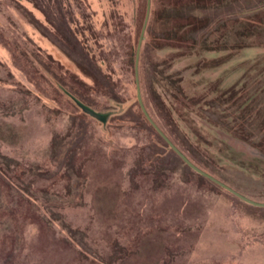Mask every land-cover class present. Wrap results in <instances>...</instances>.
Listing matches in <instances>:
<instances>
[{
  "label": "rangeland",
  "instance_id": "obj_1",
  "mask_svg": "<svg viewBox=\"0 0 264 264\" xmlns=\"http://www.w3.org/2000/svg\"><path fill=\"white\" fill-rule=\"evenodd\" d=\"M146 6L0 0V264H264V206L188 167L139 106L132 53L135 59ZM150 15L151 8L148 22ZM143 38L140 92L158 123L150 63L173 50L145 51ZM262 54V46L247 47L199 73L196 57L184 56L171 71L190 84L227 88L246 60ZM66 92L111 112L107 122ZM194 119L195 155L214 177L264 202V156Z\"/></svg>",
  "mask_w": 264,
  "mask_h": 264
},
{
  "label": "trees",
  "instance_id": "obj_2",
  "mask_svg": "<svg viewBox=\"0 0 264 264\" xmlns=\"http://www.w3.org/2000/svg\"><path fill=\"white\" fill-rule=\"evenodd\" d=\"M150 1L145 51L173 50L150 63L152 79L147 90L159 121L155 122L193 163L211 175L214 170L194 153L190 134H199L194 116L245 141L264 156V54L246 60L240 80L227 88L207 80L201 87L200 83L190 84L182 74L171 71L176 58L195 56L192 67L199 73L211 62L220 64L244 48L264 47V0ZM187 8L197 10L186 12ZM206 53L217 55L207 58ZM132 59L135 65L133 53ZM92 67L101 73L96 61ZM79 68L86 74L82 65ZM260 162L264 163V158Z\"/></svg>",
  "mask_w": 264,
  "mask_h": 264
},
{
  "label": "water",
  "instance_id": "obj_3",
  "mask_svg": "<svg viewBox=\"0 0 264 264\" xmlns=\"http://www.w3.org/2000/svg\"><path fill=\"white\" fill-rule=\"evenodd\" d=\"M149 13H150V0H147V6H146V11H145V17H144V21H143V25H142V29L140 32V36H139V41L137 44V49H136V54H135V79H136V89H137V99H138V103L139 106L143 112V114L145 115L146 119L149 121V123L155 128V130L157 131V133L164 139V141L175 151V153L190 167L192 168L194 171H196L197 173L201 174L204 177H207L208 179H210L211 181H213L214 183H216L217 185L223 187L224 189L228 190L229 192H231L232 194L236 195L237 197H239L240 199L246 201L247 203L253 204V205H258V206H264V202H258V201H254L251 198H248L247 196L241 194L240 192H238L237 190H235L234 188L230 187L229 185L225 184L224 182H222L221 180L217 179L216 177H214L213 175L209 174L208 172L204 171L203 169H201L200 167H198L195 163H193L170 139L169 137L161 130V128L155 123V121L152 119V117L149 115L143 100H142V96H141V92H140V85H139V77H138V59H139V49L141 46V42L144 36V32H145V28L148 22V18H149ZM72 99L73 101L76 103V105L86 114L96 118L97 120L101 121L102 123H106L109 116L111 115V112L107 111V112H103V111H98L95 110L93 107L89 106L88 104L82 102L80 99H78L76 96L70 94L69 92H66Z\"/></svg>",
  "mask_w": 264,
  "mask_h": 264
}]
</instances>
